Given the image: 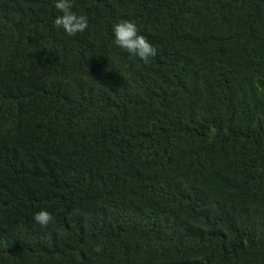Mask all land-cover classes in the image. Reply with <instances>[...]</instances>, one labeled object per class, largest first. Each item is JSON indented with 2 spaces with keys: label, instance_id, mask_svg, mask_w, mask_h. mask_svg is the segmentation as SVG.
Instances as JSON below:
<instances>
[{
  "label": "trees",
  "instance_id": "1",
  "mask_svg": "<svg viewBox=\"0 0 264 264\" xmlns=\"http://www.w3.org/2000/svg\"><path fill=\"white\" fill-rule=\"evenodd\" d=\"M57 2L0 0V264H264V0Z\"/></svg>",
  "mask_w": 264,
  "mask_h": 264
},
{
  "label": "clouds",
  "instance_id": "2",
  "mask_svg": "<svg viewBox=\"0 0 264 264\" xmlns=\"http://www.w3.org/2000/svg\"><path fill=\"white\" fill-rule=\"evenodd\" d=\"M55 8L62 15L54 20L57 28H62L69 36H75L82 33L89 27L87 15H77L71 11V0H58ZM114 43L121 49L126 50L129 54L139 57L144 63H149L150 58L157 55V49L153 46L147 37L140 34L137 24L132 21H120L113 26ZM34 221L42 227H47L54 219L51 212L41 210L35 213ZM95 251L100 252L101 248L97 247Z\"/></svg>",
  "mask_w": 264,
  "mask_h": 264
}]
</instances>
